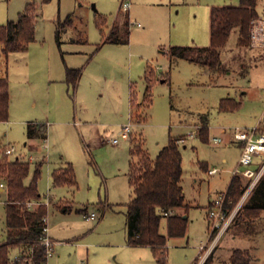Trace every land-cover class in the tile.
<instances>
[{
    "label": "rangeland",
    "instance_id": "obj_1",
    "mask_svg": "<svg viewBox=\"0 0 264 264\" xmlns=\"http://www.w3.org/2000/svg\"><path fill=\"white\" fill-rule=\"evenodd\" d=\"M123 1L132 2L128 43L106 42L111 25L115 21L122 25L128 15L123 8L118 12L121 0H0V24L17 20L28 3L38 8L35 40L27 50L10 53L7 60L0 44V76L8 69L11 94L9 119L0 121V158L8 145L17 149L10 159L18 155L28 159L31 154L38 161L46 158L38 186L43 197L51 200L45 204L49 234L64 240L54 246L48 264H158L151 246H132L127 241L126 211L134 193L129 178L130 142L123 132L127 124L130 137L144 139L153 158L170 137H182V185L189 205L181 212L186 211L188 228L185 235L169 238L168 264L198 262L200 246L212 230L210 200L227 192L241 155L239 144L231 140V128L240 125L245 114L222 111L221 98L229 92L246 95L243 90L253 88L245 101L260 111L264 124L260 89L264 87V49L238 45V27L222 47L216 70L169 53L172 45H209L211 7L240 0ZM259 10L264 16V0H259ZM99 17L105 18V24H99ZM67 67L82 69L80 96L79 86L66 82ZM131 85L136 113L144 118L140 123L130 116ZM82 96L87 100L84 109ZM85 110L91 114L88 119L83 116ZM76 119L88 121L84 132ZM24 120L52 126L55 143L46 148L45 138H38V147L25 146ZM205 124L204 138L200 128ZM114 137L118 144L110 140ZM91 155L95 164L90 162ZM61 157L75 165L74 187L53 184L50 171ZM203 164L220 172L210 175ZM34 172L31 163L27 182ZM244 180L250 182L247 177ZM257 183L226 209L229 226L211 251L217 264H228L237 247L250 251L251 264H264V210L256 216H247L244 210ZM5 197L0 192V243L8 237ZM93 211L97 217L88 219L86 214ZM160 231L168 232L166 217ZM18 250L12 249L11 255Z\"/></svg>",
    "mask_w": 264,
    "mask_h": 264
},
{
    "label": "trees",
    "instance_id": "obj_2",
    "mask_svg": "<svg viewBox=\"0 0 264 264\" xmlns=\"http://www.w3.org/2000/svg\"><path fill=\"white\" fill-rule=\"evenodd\" d=\"M258 0H240L239 4L213 5L210 9V44L172 45L169 53L172 57L187 58L206 64L209 69L216 70L221 61V49L231 35L233 28H239L238 45H250L251 25L253 18L258 16ZM38 8L34 3H28L19 14L17 20H9L0 24V44L8 60L9 54L25 51L35 40ZM105 18L99 17V24H105ZM130 17L125 16L121 25L114 22L106 42L128 43L130 41ZM6 60V62H7ZM81 68H66V82L76 87L81 76ZM10 83L7 74L0 76V121H6L10 116ZM133 119L142 122L144 119L137 114L134 91L131 93ZM241 101L230 97L222 98L220 109L234 111L240 108ZM137 112V113H136ZM46 131L45 124L29 125V136H39ZM201 136L207 134L206 124L200 128ZM131 162L130 182L133 196L126 211L127 241L130 245H149L152 247L158 264H168V240L173 236H183L187 232L188 210L185 192L182 185L183 156L179 147V138L170 137L169 142L153 158L145 147L144 139L139 141L136 136L130 138ZM9 155L0 158V182L7 183L6 225L8 237L0 243V264H11V250L19 248L23 255L31 257L33 262L40 264L48 259L47 248L39 242L44 236L43 217L47 207L41 204L35 209H28L26 202L39 199L41 193L38 182L42 173V162L35 166L34 177L27 182L31 172V162L18 156L10 159ZM55 185H77V177L73 164L60 167L53 172ZM249 181L244 176H233L227 190L224 210L233 207L243 195ZM258 188V189H257ZM248 204L244 206L247 216H255L264 209V174L259 179ZM185 209V212H181ZM227 213V212H226ZM168 220V232L160 231L161 221ZM215 235L212 231L211 238ZM251 254L248 249L234 248L228 264H251ZM203 264H217L210 253Z\"/></svg>",
    "mask_w": 264,
    "mask_h": 264
},
{
    "label": "built area",
    "instance_id": "obj_3",
    "mask_svg": "<svg viewBox=\"0 0 264 264\" xmlns=\"http://www.w3.org/2000/svg\"><path fill=\"white\" fill-rule=\"evenodd\" d=\"M122 8L124 10H128L130 8V2L123 1ZM250 45L257 48H264V18L261 16H257L253 18L251 25V42ZM131 125L127 124L124 126V135L129 137L131 133ZM194 135V132L190 133ZM235 138L237 141L242 142V152L239 159V164L233 169V173L240 174L244 177H247L250 182L247 187L249 192L259 181L261 176L264 173V132L259 130L258 126H254L251 128H243L239 129L236 132ZM118 138H113V142H117ZM215 140H221V138L215 137ZM46 141L47 146V138L44 139ZM15 145H8L5 148V154L10 155L16 152ZM261 156L260 159H257ZM32 158V157H31ZM259 166L254 167L255 164H259ZM241 166H245V169H241ZM217 168H213L210 172H216ZM7 189V183L5 181L0 182V190ZM227 199V192L219 194L214 200L212 206L209 208V216L212 221V231H215L217 228L220 229L219 232L216 233L215 236L211 238L213 242L207 245V242L201 245V249L205 251L204 255H200V260L198 262H193L192 264H203L208 255L211 253L215 244L220 239L226 228L229 226V219L227 217V213L224 210V204ZM42 202L37 199L28 200L26 202V207L28 209H35L37 205H41ZM86 217L88 219H95L97 217L96 212H91L87 214ZM44 221V236L39 239V242L44 244L47 248L48 259L53 251V239L49 236V225H48V214H45L43 217ZM215 238V239H214ZM48 259L46 261L41 262L40 264H48ZM11 264H36L33 262L31 257L27 255H23L21 251L16 252L14 255L10 256ZM81 264H87L85 261L81 262Z\"/></svg>",
    "mask_w": 264,
    "mask_h": 264
},
{
    "label": "crops",
    "instance_id": "obj_4",
    "mask_svg": "<svg viewBox=\"0 0 264 264\" xmlns=\"http://www.w3.org/2000/svg\"><path fill=\"white\" fill-rule=\"evenodd\" d=\"M122 2H123V0H121V4H122ZM130 2V8L128 9V10H126V11H128V14H129V16H130V13H129V11H130V9H131V6H132V2L131 1H129ZM121 4H120V9H119V11L118 12H120L121 11V9H122V6H121ZM257 12H258V16H261V17H263L264 18V16L263 15H261V13H260V10H259V0H258V3H257ZM100 13V12H99ZM114 24V23H113ZM113 24L111 25V27L113 26ZM140 24V23H139ZM36 26H37V23H36ZM251 46V45H250ZM253 49H259V48H257V47H253V46H251ZM260 49H262V48H260ZM264 49V48H263ZM13 53V52H12ZM9 58V57H8ZM6 64H7V62H6ZM254 65L255 66H257V65H259V63H254ZM7 66L8 65H6V68H7ZM5 74H7L8 75V69L7 70H5ZM9 76V75H8ZM82 77V76H81ZM81 77L79 78V82H78V86H79V91H78V95L80 96V85H81V83H82V80H81V82H80V79H81ZM53 81V80H52ZM80 83V84H79ZM78 89V88H77ZM82 89V88H81ZM263 92H264V87L263 88H260ZM132 91H133V85H131V91H130V116H131V119H133V106H132V102H131V93H132ZM253 88H248V89H245V90H243V92H242V94H246V95H242V96H239V97H237V96H235L233 93H231V92H229L228 94L229 95H227V96H225V97H230V98H233V99H235V100H239V101H241L242 103H241V106H240V108L239 109H237V110H234V111H227V112H235V111H240L241 110V113H243V114H245V116H244V120L242 119V123L240 124V125H237V126H235V127H232L231 128V140L232 141H234V142H236V143H238L239 144V146H240V149H241V152H242V142H240V141H237L236 140V138H235V135H236V132L239 130V129H243V128H251L250 126H252V127H254V126H258L259 127V130L261 131V132H264V124H263V118H261L260 117V111H258L257 109L254 111V109L252 110V107L254 106L252 103H250V104H248L247 105V102L245 101V96L247 97L248 95H249V93L251 92V93H253ZM77 95V96H78ZM225 97H222V98H225ZM221 98V99H222ZM81 100H82V105H83V109L85 108V107H87V100H85L84 99V97L82 96L81 97ZM221 101V100H220ZM256 107V106H255ZM87 109V108H86ZM223 111V110H222ZM226 112V111H225ZM240 113V112H239ZM251 114V115H250ZM250 115V116H249ZM83 116L86 118V119H88V117H90L91 116V114H90V112L89 111H87V110H85L84 111V114H83ZM246 116H249L250 118H248V117H246ZM263 116H264V114H263ZM134 120V119H133ZM132 120V121H133ZM81 121V119H79V120H77L76 119V121L75 122H77L78 123V126H79V128H80V131L81 132H84V128H86V123H88V121L87 120H84V122H80ZM23 122V121H22ZM29 122H32L31 124H33V125H37V124H45L46 125V131H44V132H42L43 130H41V135H39V136H29V134H28V130H29V125H28V127H27V123H29ZM134 122V121H133ZM26 123V133H27V135H28V140L27 141H25V146H28V145H30L32 148H36V147H38V144L35 142L36 141V139H44V138H47V140L49 139L50 141L49 142H47V146H46V148H49V143L50 142H52L53 144L55 143V137L53 136V133H52V126H48L47 125V123H45V122H40V121H30V120H28V121H25L24 120V124ZM132 123V122H131ZM132 124H134V123H132ZM203 126V125H202ZM84 127V128H83ZM87 130H89L90 129V127L89 126H87ZM132 132V131H131ZM131 134V133H130ZM115 138V137H114ZM129 142H130V135H129ZM180 140L182 139V137H178ZM29 140H30V142H29ZM110 140H112V139H110ZM222 140V139H221ZM113 142V141H112ZM117 144L119 143V139L117 140V142H116ZM130 148H131V143H130ZM18 156H20L21 157V155H18ZM17 156V157H18ZM92 156V155H91ZM32 157V158H31ZM23 158V157H22ZM62 159H60L59 160V163L57 164V163H55L56 165H54V168H53V170L52 171H50L51 172V174H52V181H53V172L56 170V169H58V168H60V167H66L68 164H73V166H74V169H75V165H74V163H73V161H70L69 159H64V157H61ZM261 158V156H259L257 159H260ZM24 159H26V158H24ZM91 161L90 162H94V164H95V160H94V158H93V156L91 157ZM240 159V158H239ZM26 160H28L29 162H31V163H33L35 166H36V164L37 163H39V162H42V166H43V164L45 163V161H46V158H45V156L43 157V159H41V160H37V157H34L32 154L31 155H29V158L28 159H26ZM224 160H226V159H224ZM130 162H131V152H130ZM238 164H239V161H238ZM204 166H205V168H207V170H208V173L210 174V175H214V174H218L219 172H220V169L218 168V167H208V166H206V164H203ZM256 165V164H255ZM213 168H217V171L216 172H210V170L211 169H213ZM235 168V167H234ZM75 173H76V170H75ZM235 174L233 173V176H234ZM233 176L231 177V180H232V178H233ZM76 177H77V174H76ZM129 178H130V170H129ZM231 180H230V183H231ZM131 183V182H130ZM230 183H229V185H230ZM53 184H54V182H53ZM55 185V184H54ZM56 186V185H55ZM70 186H72V185H70ZM74 186H76V185H73V187ZM132 186V185H131ZM0 192H5V194H6V200H7V189H3V190H0ZM41 193V192H40ZM220 193H218L217 195H216V197L219 195ZM250 195V194H249ZM249 195H248V198H249ZM6 200L4 201V204H6ZM38 201H40V202H42V204H50L51 203V200H50V198H49V196H47V200L43 197V195H42V193H41V197L39 198V199H37ZM68 201V200H67ZM68 202H71V201H68ZM211 203H213V200H210V204ZM73 206H72V208L74 207V204H72ZM109 206V204H106V206ZM189 205V204H188ZM38 206H40V205H37V207ZM36 207V208H37ZM56 207H58L59 209L61 208L60 207V204H56ZM66 208V207H65ZM71 209V208H70ZM68 209L66 208V210L65 211H67ZM264 210V209H263ZM261 213H262V210H261ZM48 214V217H49V213H47ZM87 215V214H86ZM48 221H49V218H48ZM213 230V229H212ZM212 230H210V238H209V240L208 241H210L211 240V234H212ZM48 234H49V232H48ZM49 236L51 237V235L49 234ZM52 239H53V241H54V243H53V251H52V253H51V255L50 256H53V254H54V250H55V245L58 243V242H62V241H64V240H61V239H55V238H53V237H51ZM207 241V245L209 244V242ZM206 243V242H205ZM129 244V243H128ZM130 245V244H129ZM132 246H134V245H132ZM19 249V248H18ZM18 251H20V250H18ZM17 251V252H18ZM201 252H203V250L201 249V246H200V255L202 254ZM49 260V259H48ZM87 264H89L87 261H85Z\"/></svg>",
    "mask_w": 264,
    "mask_h": 264
},
{
    "label": "water",
    "instance_id": "obj_5",
    "mask_svg": "<svg viewBox=\"0 0 264 264\" xmlns=\"http://www.w3.org/2000/svg\"><path fill=\"white\" fill-rule=\"evenodd\" d=\"M94 6H95V4H94ZM184 216H186V215H184Z\"/></svg>",
    "mask_w": 264,
    "mask_h": 264
}]
</instances>
